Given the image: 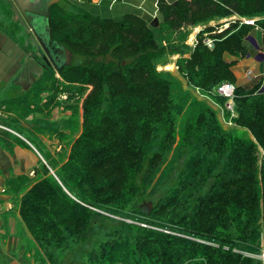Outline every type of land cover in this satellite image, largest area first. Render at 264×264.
Listing matches in <instances>:
<instances>
[{
  "label": "trees",
  "instance_id": "trees-1",
  "mask_svg": "<svg viewBox=\"0 0 264 264\" xmlns=\"http://www.w3.org/2000/svg\"><path fill=\"white\" fill-rule=\"evenodd\" d=\"M160 5L165 13L166 30L154 28L135 15L118 22L85 12H70L60 4L52 7L54 39L84 59L80 64L61 69L60 76L68 86L91 85L93 89L80 110L78 102L77 106L71 105L75 101L72 96L85 89L74 94L66 91V85L62 86V92L70 95L64 110L71 111V117L62 128L46 132L70 142L66 160L60 164L50 155H43L46 164L40 161L42 172L36 180L19 176L12 178L9 185L17 194L24 191L20 215L35 242L46 248L54 242L60 247L58 243L65 238L66 231L71 237H83L95 214L91 208L138 219L129 214L140 212L133 208L140 191L137 179L156 174L178 137L180 147L199 140L222 152L228 145L232 147L231 165L237 176L220 182L217 190L199 200L193 214L171 221L178 225L174 230L184 236L162 230L173 231V227L163 226L172 218L173 203H164L154 212L159 222L149 221L153 217L143 211L149 219L145 221L148 226L158 227L160 231L140 227L137 238L140 250L133 248V243L108 242L96 263L183 264L188 258L197 257L203 258L204 264H250L242 255L222 246L202 247L193 239L211 236L229 243L231 234L227 230L244 213L248 226L262 221L264 227V92L260 93L263 86L237 85L233 64L224 56L244 52L245 29L239 24L231 25L216 35L212 48L203 42L201 33L199 44L190 56L177 63L189 85L224 110L227 99L217 89L224 83L235 86L237 117L232 118L225 111L226 117L244 130L242 134L223 129L216 112L207 108L192 113L178 134L179 119L170 89L172 75L157 70L163 49L156 32L165 30L173 35L183 25L205 23L212 17L250 16L264 11V0H179L177 5H166L160 0ZM131 49L139 58L124 63V54H130ZM109 56L119 59L120 64L116 60L107 62ZM48 81L52 84L56 80L47 75L38 86ZM79 128L80 133L70 141L68 134ZM206 131L208 134L204 137ZM21 181L26 187L20 186ZM243 232H249L247 227Z\"/></svg>",
  "mask_w": 264,
  "mask_h": 264
},
{
  "label": "rangeland",
  "instance_id": "rangeland-1",
  "mask_svg": "<svg viewBox=\"0 0 264 264\" xmlns=\"http://www.w3.org/2000/svg\"><path fill=\"white\" fill-rule=\"evenodd\" d=\"M61 6L70 12L82 13L72 5L61 4ZM165 27L166 26L164 25L163 29H165ZM165 30L156 32L158 42L160 43L159 45L163 49V53L157 61V70L172 75V85L170 89H172L174 93L173 97L176 105L175 113H177L179 119V127L177 126L178 134L180 135L179 129L182 123L188 119L192 113L200 111V108L214 110L223 129L242 134L244 130L235 126V124L231 122L232 119L229 120V118L226 117V111L212 98L202 95L198 89L190 86L187 79L182 74V71L179 69L177 63L181 59L190 56L192 50L199 44V37L202 34L199 35L197 44L194 40L190 39L189 36L191 30L190 27L186 25H183L180 29L175 31L173 35H170V32H165ZM159 33H162L161 36ZM202 37L203 42L205 43V36L203 35ZM138 56L139 55L136 54L135 50L131 49L130 54H124V63L128 64L133 60H138ZM111 60H116L117 64H120L121 62L119 59H114L110 56L106 59L107 62ZM83 61L84 59L82 57L72 53V60L68 66L77 65ZM47 75H50L51 79H55V83L52 82V84H50V81L45 83L42 82V86L33 89V95L29 101H26V106L22 105L19 108L18 106L13 105L8 106L6 109H0V130L1 133L14 135L15 137H17L16 135H21L25 139H27L29 135L30 137H28V139L30 138L29 140L35 145V148L37 147L36 150H40V152L37 150L40 154L38 156L40 161L46 164L43 155H50L55 161L62 164L70 153V142H63V139L56 136V134L50 136V134L46 132L50 129L62 128L63 125L68 123V119L71 117V111L64 110V106L70 95L62 92V86L66 85V87H68L66 91L74 92V94L78 93L80 89H85L83 92L72 96L75 101L71 102V105L75 106V103L78 102L80 105L79 109L81 108L83 100L90 94L93 87L91 85H85V88H81V85L79 84L68 86L62 80L60 73L53 68L52 70H49L48 74L46 73L45 76ZM57 91L58 93H61L58 94ZM47 99L50 101L46 104ZM36 109H43V111L42 113H35ZM191 109H194L193 112H190ZM33 110L35 111L31 113H35L33 116L34 118L31 117L30 120H27V114ZM53 111L55 112L54 117L51 116ZM59 111H65L66 113H63H65L66 116H58ZM50 116L52 117L51 119ZM22 123H29L27 128L28 132H26V130H20V125H22ZM80 131L81 128L75 130V132L71 134L69 133L70 141L76 138ZM207 134L208 132L206 131L204 137L207 136ZM191 143L190 146L180 147L178 146L180 144L178 137L176 144L172 150L168 152L156 174L152 177H146L147 174L138 177L137 182L140 191L137 194V202L133 205V208L140 212L129 213L131 217H137L138 219H133L127 216H117L100 209L91 208L95 211V214L93 215L91 224L83 237L81 238L77 235L71 237L66 231L64 233L65 238L61 239L62 243H58L61 245L60 247L54 244V242H51V245L47 248L39 245L35 242L31 233L28 231L27 242L21 244V249L25 250L23 251L26 254L24 256L27 258V263L98 264L96 263L97 257L103 255V250L108 242H126L127 245L128 243H133L132 247L137 248L136 250H140L137 241V238L140 236V233L138 232L140 227L143 229H152L157 232L160 231L158 227L151 225L148 226L145 222L149 219L145 218L146 215L143 213L142 205L144 203L152 204V209L149 213L150 216L153 217V219L149 220L151 222L156 221L154 212L157 211L162 204L168 202L173 203L170 210L172 218L170 221L163 223L164 227L170 229L173 227V231L166 229L162 230L167 234L171 233L177 236H184L180 232L174 230L178 225L171 223V221H180L185 215L193 214L199 200L208 196L212 190H217L220 182L237 176V173L231 165V146H225L224 150L221 152L218 150V147L204 145V141L200 142L199 140H191ZM156 150H158L157 145L155 151ZM260 165L261 164H258V166ZM146 166L147 165H145V168ZM34 170L35 175L33 173L32 176H26L30 181L36 180L39 176L38 173L42 172L41 162H39L38 166L36 165ZM52 173H54V171H52ZM145 178L146 181L143 182ZM20 186L26 187V184L21 181ZM7 189L12 194L15 193V190L10 185ZM23 193L24 191L18 193V195ZM161 218L164 219L165 217L161 216ZM245 227H247V230L249 231L248 233L243 232ZM227 231V233L231 234V240L226 244L221 242L220 239L217 240L211 236L208 238H204L205 236H193L194 238H192L195 239L196 244H199L202 247L209 245L218 248L222 246V249L231 250L236 254L242 255V257L246 258L250 264H264L263 261L253 257V255L260 253L264 248V227L262 221H257L255 224L248 226L247 215L244 213L243 216L233 223L232 227ZM204 261L203 258L192 257L188 258L183 264H204ZM234 264H237V262H234Z\"/></svg>",
  "mask_w": 264,
  "mask_h": 264
},
{
  "label": "crops",
  "instance_id": "crops-1",
  "mask_svg": "<svg viewBox=\"0 0 264 264\" xmlns=\"http://www.w3.org/2000/svg\"><path fill=\"white\" fill-rule=\"evenodd\" d=\"M164 1L166 5L179 3V0ZM58 4L72 5L80 12L102 19L120 22L128 15H135L148 23L157 18V28L165 25V13L161 10L160 0H58ZM247 21H254V24ZM233 24H239L245 29L242 38L244 52L224 55L227 62L233 64L236 84L242 86L256 83L257 87L264 86V11L250 16L233 14L225 18H209L205 23L188 26L191 30L189 37L195 40L203 33L207 34L206 39L215 40L216 35L222 34ZM248 35L259 44L260 50L245 40ZM45 65L44 53L36 48L31 35L19 20L13 0H0V109L13 105L19 108L26 106V101L33 95V89L39 87L50 70ZM49 101L47 99L46 104ZM34 111L27 114V120L34 118L37 112L42 113L43 109L31 113ZM63 112L59 111L58 116H66V112ZM54 114L53 111L51 116L54 117ZM28 126L29 123H22L20 130L28 132ZM16 136L1 133L0 130V264H29L24 256L25 250L21 249L29 233L20 215V199L23 194H12L7 188L12 178L35 175L34 168L40 162V154L28 139L29 135L27 139L21 135Z\"/></svg>",
  "mask_w": 264,
  "mask_h": 264
},
{
  "label": "water",
  "instance_id": "water-1",
  "mask_svg": "<svg viewBox=\"0 0 264 264\" xmlns=\"http://www.w3.org/2000/svg\"><path fill=\"white\" fill-rule=\"evenodd\" d=\"M17 12L27 33L31 35L36 48L44 53L47 68L57 72L68 66L72 60V52L54 39L52 33L51 9L58 4V0H13ZM151 26L157 28L159 20L156 18ZM142 209L149 214L151 203H144Z\"/></svg>",
  "mask_w": 264,
  "mask_h": 264
},
{
  "label": "built area",
  "instance_id": "built-area-1",
  "mask_svg": "<svg viewBox=\"0 0 264 264\" xmlns=\"http://www.w3.org/2000/svg\"><path fill=\"white\" fill-rule=\"evenodd\" d=\"M247 23H249V24L253 23L254 24V21H247ZM215 33H217V31ZM204 36H205V40L204 41H205L206 46H208L209 48H212L214 46L215 40L214 39H206L207 38L206 37L207 34H204ZM245 40L247 42H249V43L250 42L253 43L254 47L257 50L261 49L259 44L254 41V39H253V37L251 35H248L247 37H245ZM194 41L197 43L198 42V37ZM194 47H195V45H194ZM262 92H264V86L260 89V93H262ZM217 93L220 96H222V97L227 99L226 104H225V110L231 114L232 118L237 117V112H236L235 102H234L235 86L233 84H230V83H224L217 89ZM253 257L264 262V249L260 253H258L256 255H253Z\"/></svg>",
  "mask_w": 264,
  "mask_h": 264
},
{
  "label": "flooded vegetation",
  "instance_id": "flooded-vegetation-1",
  "mask_svg": "<svg viewBox=\"0 0 264 264\" xmlns=\"http://www.w3.org/2000/svg\"><path fill=\"white\" fill-rule=\"evenodd\" d=\"M49 69H51V68H49Z\"/></svg>",
  "mask_w": 264,
  "mask_h": 264
}]
</instances>
